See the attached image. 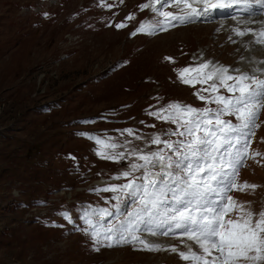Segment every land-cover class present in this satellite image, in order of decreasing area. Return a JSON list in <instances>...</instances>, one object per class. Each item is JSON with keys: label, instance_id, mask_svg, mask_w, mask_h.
<instances>
[{"label": "rangeland", "instance_id": "rangeland-1", "mask_svg": "<svg viewBox=\"0 0 264 264\" xmlns=\"http://www.w3.org/2000/svg\"><path fill=\"white\" fill-rule=\"evenodd\" d=\"M145 2L0 0V264H189L170 249L197 250L178 231L153 236L141 226L137 235L160 244V251L140 250L137 242L95 251L94 241L58 214L66 211L83 225L84 208L120 203L108 217L115 222L125 219L130 204L126 197L115 200L118 193L90 189L120 182L113 177L132 161L101 159L95 142L76 133L111 136L119 144L127 140V150L155 151L159 146L149 138L176 126L146 110L185 100L206 106L194 93L212 81L185 85L178 70L200 61L233 64L242 57L231 22L221 23L228 12L133 36L142 23L161 19L151 9L141 11ZM164 11L183 14L175 4ZM120 23L127 26L117 28ZM126 128L142 139L117 131ZM259 137L255 144L264 155V117ZM238 178V184L256 189L228 194L247 211L264 210V156L248 158ZM233 213L226 219H235Z\"/></svg>", "mask_w": 264, "mask_h": 264}, {"label": "snow or ice", "instance_id": "snow-or-ice-1", "mask_svg": "<svg viewBox=\"0 0 264 264\" xmlns=\"http://www.w3.org/2000/svg\"><path fill=\"white\" fill-rule=\"evenodd\" d=\"M237 2L239 0H229L228 3L221 0H148L139 6L141 11L151 9L161 19L155 25L142 23L131 34L146 32L151 35L156 28L166 30L164 26L173 21L184 23L208 17ZM243 3L264 10V0H243ZM173 4L182 15L164 11ZM106 6L113 7L111 4ZM115 26L123 28L127 25L120 23ZM250 32L255 44L264 45V29L258 33L252 29L236 30V35L244 36ZM165 59L172 60L171 57ZM253 59L249 58L247 62L251 63ZM258 71L264 72V69ZM178 80L185 85L212 81L207 88L194 93L206 106L196 108L172 102L154 111L146 110L147 115L176 126L149 138L148 143L159 146L155 151L127 150L126 145L130 141L119 144L111 136L76 133L95 142V152L101 159L132 161L126 171L113 177L124 178L126 183L109 184L90 191L118 193L115 200L121 201L126 197L136 208L125 212V219L117 217L113 222L108 217L114 215V210H119L120 203L113 209L86 207L80 216L83 225H76L66 211L58 214L74 224L75 231L83 232L94 241L95 251H99L101 246L114 247L133 242L140 245V250L160 251V244L137 235L142 226L144 232L153 236H169L178 231L193 241L197 245L196 251L191 248L178 251L174 246L170 249L178 252L180 258L189 264H264V210L259 213L247 211L243 204L228 194L233 190L254 191L257 187L247 182L238 184L237 179L248 158L255 160L262 155L250 152V147L254 129L259 127L260 113L264 110V79L254 73L241 72L238 68L230 72L226 66L216 67L211 61H205L197 67L178 70ZM221 88L228 95L220 94ZM212 104L216 107L207 106ZM226 116L233 117L235 122L225 119ZM149 126L155 127L154 124ZM117 131L121 135L126 133L142 139L131 128ZM172 136L177 139H171ZM121 148L125 150L117 151ZM155 168L159 171H150ZM137 171H141L139 177L134 175ZM233 212L238 213L236 218L226 219Z\"/></svg>", "mask_w": 264, "mask_h": 264}, {"label": "bare ground", "instance_id": "bare-ground-1", "mask_svg": "<svg viewBox=\"0 0 264 264\" xmlns=\"http://www.w3.org/2000/svg\"><path fill=\"white\" fill-rule=\"evenodd\" d=\"M248 10H251V7H248ZM248 18H251V17H248ZM236 38H238L237 39V43H236V45H237V47H239L240 48V50H242L243 51V53H244V56H242V57H244V59H239L238 60V62H236L235 64H233V65H249L250 63L249 62H247L246 60H248L249 58H253V52L254 51H252V53H250V50H249V48L250 47H252L256 52H259V53H264V49H262V48H259L258 46H256V45H252V44H250V41H252V38L251 37H249V36H236ZM257 55V54H256ZM258 55H260L261 56V54H258ZM252 62H254V60L252 61ZM251 62V63H252ZM230 65H227L226 67H229ZM193 245V242L191 241L190 242V246H192Z\"/></svg>", "mask_w": 264, "mask_h": 264}]
</instances>
